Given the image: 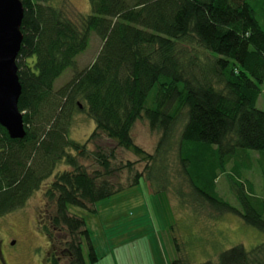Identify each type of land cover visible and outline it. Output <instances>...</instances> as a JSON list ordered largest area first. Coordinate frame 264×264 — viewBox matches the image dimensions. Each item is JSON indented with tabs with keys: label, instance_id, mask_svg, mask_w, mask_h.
I'll list each match as a JSON object with an SVG mask.
<instances>
[{
	"label": "trees",
	"instance_id": "16d2710c",
	"mask_svg": "<svg viewBox=\"0 0 264 264\" xmlns=\"http://www.w3.org/2000/svg\"><path fill=\"white\" fill-rule=\"evenodd\" d=\"M20 1L23 42L16 63L26 136L11 139L0 125V218L25 207L59 166L71 167L59 172L45 192L56 206L52 224L66 228L70 264L99 262L85 220L69 208L92 210L137 186L145 174L135 171L124 187L114 183V151L96 154L103 171L89 172L79 162L88 148L70 137V129L84 104L96 123L91 140L105 133L143 156L146 173L160 172L153 163L172 153L171 134L183 120L178 159L196 199L264 233V195L241 180L240 164L226 171L231 160L252 159L258 152L264 181V111L257 108L264 84V0H90L91 14L75 12V18L57 0ZM93 32L102 48L79 71L77 57L88 49ZM69 69L72 79L56 90V81ZM143 119L161 133L155 153L132 138ZM243 167L251 169L252 161ZM220 174H227L238 205L220 195ZM158 177L154 184L167 189L159 187ZM51 264H59L58 258ZM172 264L190 263L178 258ZM201 264H264V242L251 250L234 246L217 263Z\"/></svg>",
	"mask_w": 264,
	"mask_h": 264
},
{
	"label": "rangeland",
	"instance_id": "374dc122",
	"mask_svg": "<svg viewBox=\"0 0 264 264\" xmlns=\"http://www.w3.org/2000/svg\"><path fill=\"white\" fill-rule=\"evenodd\" d=\"M55 4L71 18H75V12L84 16L91 14L90 0H57ZM261 20L264 25V12ZM102 45L100 37L93 32L88 49L77 57L79 71L92 64ZM73 75L74 70H67L56 81L55 89L66 85ZM261 89L257 108L264 111V84ZM81 108L75 113L70 129V137L88 148V156L79 158V162L89 172L103 171L96 154L114 151L111 158L114 183L124 187L130 185L135 171L145 174L137 186L99 201L94 208L91 207L92 210L69 208L70 214L83 218L91 231L99 257L97 264H172L178 258L190 264L217 263L220 254L234 246L243 245L251 250L264 242V233L246 225L239 217L220 214L207 202L196 199L178 159L177 142L184 127L183 120H179L172 131V145L175 143L172 153L168 152L163 159L153 163V168L159 165L160 172L150 170L146 173L143 156L120 147L105 133L100 132L91 140L96 123L83 111L84 104ZM160 136L161 133L152 129L145 119L138 121L132 130L135 144L149 153H155ZM251 156L252 159L242 156L236 161L231 160L226 171L232 173V168L240 164L241 180L250 182L255 193L262 196L264 181L256 161L260 156L258 152ZM250 160L252 168L243 167ZM128 163L133 165L128 167ZM65 170L72 168L59 166L41 189L29 198L25 207L0 218V240L7 264H51L54 257L58 258L59 264H70L66 251L70 237L65 227L62 231L53 226L56 206L45 196L56 175ZM157 176L158 182H163L159 187L167 186V189L154 184ZM217 186L224 199L238 205L231 193L227 174H220ZM46 229L52 233L53 239L47 236Z\"/></svg>",
	"mask_w": 264,
	"mask_h": 264
},
{
	"label": "water",
	"instance_id": "95a60500",
	"mask_svg": "<svg viewBox=\"0 0 264 264\" xmlns=\"http://www.w3.org/2000/svg\"><path fill=\"white\" fill-rule=\"evenodd\" d=\"M23 18L20 0H0V125L11 139L26 136L23 113L18 105L22 85L16 63L23 42Z\"/></svg>",
	"mask_w": 264,
	"mask_h": 264
},
{
	"label": "flooded vegetation",
	"instance_id": "af4514ba",
	"mask_svg": "<svg viewBox=\"0 0 264 264\" xmlns=\"http://www.w3.org/2000/svg\"><path fill=\"white\" fill-rule=\"evenodd\" d=\"M2 243H1V240H0V264H7L5 262V258H4V251L2 250Z\"/></svg>",
	"mask_w": 264,
	"mask_h": 264
}]
</instances>
